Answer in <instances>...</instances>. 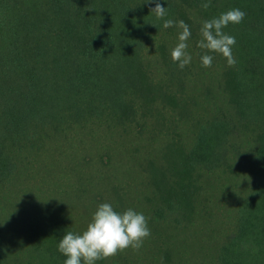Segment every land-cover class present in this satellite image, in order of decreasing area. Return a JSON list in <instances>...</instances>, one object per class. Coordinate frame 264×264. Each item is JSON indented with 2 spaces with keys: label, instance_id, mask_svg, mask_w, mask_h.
<instances>
[{
  "label": "trees",
  "instance_id": "16d2710c",
  "mask_svg": "<svg viewBox=\"0 0 264 264\" xmlns=\"http://www.w3.org/2000/svg\"><path fill=\"white\" fill-rule=\"evenodd\" d=\"M133 1L0 0V264H64L59 240L86 230L73 210L81 193L91 221V191L147 218L138 256L151 264H183L180 244L200 250L219 238L214 264H264V0H211L207 10L206 0L160 1L165 19L185 14L199 29L229 10L246 13L223 29L236 39L235 65L209 53L212 66L195 73L206 89L187 95L178 64L160 65L162 44L160 59L138 57L135 33L150 5ZM161 23L148 18L145 30L156 37ZM119 127L125 141L112 158L108 133ZM110 169L114 183L102 192L96 182L105 185ZM70 180L76 198L64 204ZM228 200L229 216L213 219Z\"/></svg>",
  "mask_w": 264,
  "mask_h": 264
},
{
  "label": "clouds",
  "instance_id": "9594fccd",
  "mask_svg": "<svg viewBox=\"0 0 264 264\" xmlns=\"http://www.w3.org/2000/svg\"><path fill=\"white\" fill-rule=\"evenodd\" d=\"M154 3L151 10L157 20L163 21V28L177 27L180 31L178 42L171 50L173 63L178 64L183 70L191 63L192 56L187 51L188 40L191 37L189 26L183 21L165 19L167 9L162 6L160 0H148ZM201 7L207 10L211 7V0H206ZM246 13L240 9H232L221 13L218 17L205 20L200 28L201 39L197 47L204 51L201 56V64L210 68L213 56L209 53L221 54L228 66H234L236 60L232 48L236 44L234 36L226 34L223 29L229 24H239ZM147 218L129 208L123 212H117L111 203L100 204L93 213L91 221L82 233L68 231L58 243V251L66 257L64 264H96L97 261L106 260L116 256L119 252L129 248L139 251L145 239L150 237Z\"/></svg>",
  "mask_w": 264,
  "mask_h": 264
},
{
  "label": "rangeland",
  "instance_id": "374dc122",
  "mask_svg": "<svg viewBox=\"0 0 264 264\" xmlns=\"http://www.w3.org/2000/svg\"><path fill=\"white\" fill-rule=\"evenodd\" d=\"M160 1H165V2H168L169 4H170V1L171 2H176V0H160ZM147 3H149L148 0H134L131 5H132V7L134 9H136V8H139L140 6H144ZM149 5H150V7L148 8V12H146L144 14L142 22H140V24L138 26L139 27L138 31H137V33H135V37H136V52H137V55H138V57L140 59H142V57L145 58L146 56L147 57L150 56V58H151L150 60L152 62V59H160V57L158 55V53H160V52H158L157 47H158L159 44H162V48L165 50L164 52H166V58H162L161 57L160 65H161L162 68L164 67V68L167 69L168 68V64H166V63H168L169 59H171L170 52L176 46V44L178 42L177 38H178V34H179L180 30L177 27H175V26L171 27V28H168V29H164L163 26H162L163 25V21L161 23V20L160 21L158 20V23L159 22L161 23L157 27L159 29L158 35H156V37H152L151 30H152V28L154 26H150L149 28H147V29H149V33H146L147 29L145 30V27H146V23H147L148 18H151V21L153 22V17H156L154 13H151V10L155 7V4L154 3H149ZM171 17H174V16L171 15ZM175 17H176L175 22L183 20L189 26V28L191 29L190 30L191 31V37H190V39L187 42L188 43L187 51L192 56V60H191V63L182 70L183 73H185L184 74L185 75V95H187L188 93L191 94L192 92L193 93L194 92L198 93L197 86L200 87L203 90H204V88L206 89V87L202 83H198L195 80L196 68H197V65L201 62V60L199 59V56L197 55L198 54L197 53L198 47L196 46V40L201 37L200 36V29L198 28L196 22L195 23L192 22L193 18L187 17L185 14L181 15L179 13H176ZM166 19H170V18H166ZM192 30H194L195 36H194V33H193ZM197 34L199 35L198 37H197ZM142 46L145 47V50H143V51L141 49ZM199 68H201V65H199ZM217 78H218V76L215 79H213V80H217ZM210 79H212V78H210ZM212 83L213 82H211V84ZM211 84L209 86H211ZM210 99L213 101V105H212V107H213L218 99H216V97H214L213 95H212V97ZM232 112H233V110H232ZM109 135H110L109 143L112 146V149L110 151V155L111 156L113 155L112 158H117V156L116 157H114V156H115V154H120V152L118 153V151H117V149H119L121 147V146H119V144H121L123 141H125L121 137L123 135L122 134V129L120 127L117 128V129H114V130L112 129V130L109 131L108 137H109ZM134 136L135 135L132 134L131 138L134 137ZM152 138L154 139L155 136H152ZM82 164H84V163H82ZM131 168H130V170H131ZM113 171H114L113 169H110V170L107 171L106 177L107 178H111V179H105V185L104 184H99V182L97 184V182H96V187L98 188V190H101L103 192L105 189L109 188L110 184L114 183V181H113L114 177L112 176V175H114ZM129 177H134L133 180L137 179V180L140 181L141 185H140L138 190L141 189V190H143V192L146 191V189L144 188V185H143V178H144L143 174H141V175H139L137 177L131 171ZM119 182H120V180H119V178H117L115 184L118 185ZM33 183L37 186V183H35V182H33ZM72 183H74V182H72V180H70L67 183V185L64 184V187H66V188L63 189V191H64L63 192L64 193V204L69 203V201H68L69 198H74V199L76 198L75 193H77V191H74L75 189L73 188ZM97 188L94 191H98ZM222 188H224V187L219 186V187L215 188L214 191L216 193H221ZM226 190H227V193L234 192L232 188L231 189H227L226 188ZM90 194H91L89 196L90 197V201H88L87 203H90V205H93L95 209H97V207L100 204H102V203H109L108 201H106V198H102V203H97V201L95 200L96 198L95 197L93 198V192L92 191H91ZM56 195H58V194H56ZM78 196H79V201L77 203V208H76L75 214H74V210H73V215L80 214L79 219H81L82 222L85 225H88V218L84 217V215H83L84 213L81 212V211H83L82 210V208H84V204L83 203H85V202H83V198H82V194L81 193H78ZM223 203H224V201H221V203L218 201V204L222 206L223 210H222L221 213H218L216 211L215 215L213 214V216H212L213 219H215L217 217L226 218V216H229V214H230L229 212L231 211V208H229V207H231L232 202L230 200H228V202H226V204H223ZM218 241H220V242L223 241V238H219V239H216L214 241L212 240L210 242L204 243L201 246L200 250L197 248L196 244H192L191 243V240L186 242V244H184V245L180 244L179 249H180V251H182L184 253L183 254L184 257L187 258L185 260L186 263L183 262V264H193V263L196 264L197 261L204 260V259H205L204 260L205 264H214L215 263V252H216L217 248L219 247ZM127 250L130 251V257L129 258H131L132 264H133V258L135 256V254H137V257H138V258L135 259V263L136 264H151V260H152L153 257H151L148 260H146V259H142L141 257L138 256V253H140V251H142L141 249L139 251H134L131 248H129ZM211 252H212V255H211ZM131 254H133L132 257H131ZM114 257L117 258L118 254H117V256H114ZM114 257H111V258H114Z\"/></svg>",
  "mask_w": 264,
  "mask_h": 264
}]
</instances>
